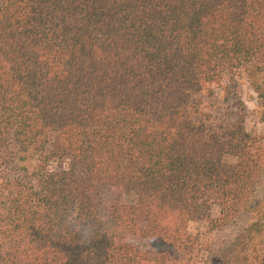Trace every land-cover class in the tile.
<instances>
[{"label":"trees","instance_id":"1","mask_svg":"<svg viewBox=\"0 0 264 264\" xmlns=\"http://www.w3.org/2000/svg\"><path fill=\"white\" fill-rule=\"evenodd\" d=\"M242 216L215 249L187 229ZM203 251L264 264V0H0V264Z\"/></svg>","mask_w":264,"mask_h":264},{"label":"rangeland","instance_id":"2","mask_svg":"<svg viewBox=\"0 0 264 264\" xmlns=\"http://www.w3.org/2000/svg\"><path fill=\"white\" fill-rule=\"evenodd\" d=\"M238 91L242 98V101L248 111L249 114L246 115L244 120V127L253 133H260L262 131V124L258 120L256 108V98L255 93L253 92L251 86L246 81V77H244L243 81L238 85ZM215 99L203 97L204 108L206 111L213 112L212 122H217L219 120L231 121L232 118L225 119V116H222L221 110L223 109V105L218 106L219 97H220V89L217 87L215 89ZM225 161L228 163H232L234 159L230 156L225 157ZM115 192L110 187H104L101 190V203L99 206V215L104 217L107 213V209L109 204L114 199ZM246 220L245 216L240 217L236 222L231 223L227 226H224L220 229L210 230L207 227V224L204 221H196L190 222L188 224V232L195 234L199 233L202 241L207 242L209 246H212L213 249L217 248L219 245L230 242L239 227L244 224ZM196 264H217V256L215 254H207L206 252H201L199 255L198 262Z\"/></svg>","mask_w":264,"mask_h":264}]
</instances>
